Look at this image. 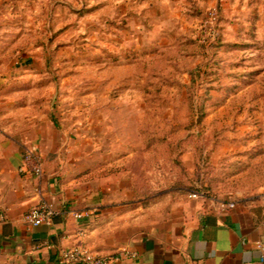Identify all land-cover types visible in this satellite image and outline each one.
<instances>
[{
    "label": "rangeland",
    "instance_id": "rangeland-1",
    "mask_svg": "<svg viewBox=\"0 0 264 264\" xmlns=\"http://www.w3.org/2000/svg\"><path fill=\"white\" fill-rule=\"evenodd\" d=\"M0 64L134 201L264 193V0H0Z\"/></svg>",
    "mask_w": 264,
    "mask_h": 264
},
{
    "label": "crops",
    "instance_id": "crops-1",
    "mask_svg": "<svg viewBox=\"0 0 264 264\" xmlns=\"http://www.w3.org/2000/svg\"><path fill=\"white\" fill-rule=\"evenodd\" d=\"M19 77L0 64V264H64L61 251L78 244L109 264H261L264 193L231 208L202 196L134 201L127 171L110 175L95 144L59 127ZM24 148L41 156V177L19 171ZM36 187L60 209L50 225L22 219Z\"/></svg>",
    "mask_w": 264,
    "mask_h": 264
},
{
    "label": "built area",
    "instance_id": "built-area-1",
    "mask_svg": "<svg viewBox=\"0 0 264 264\" xmlns=\"http://www.w3.org/2000/svg\"><path fill=\"white\" fill-rule=\"evenodd\" d=\"M19 171L21 173L35 175L37 177L42 176V159L36 150L32 148L23 149ZM35 191L39 195L38 200L23 213L22 219L26 224L31 226L41 224L50 225L52 224L54 217L60 212V209L46 200L40 194L38 187H36ZM190 196L199 197L201 195L192 193ZM223 206L229 208L234 207V202H225L223 203ZM70 212L77 219L84 216L82 212ZM79 234L84 235V231L80 229ZM254 245L260 251L259 260L261 264H264V240H257L254 242ZM60 258L64 264H109L112 260L111 256L95 253L83 244L73 245L62 250Z\"/></svg>",
    "mask_w": 264,
    "mask_h": 264
},
{
    "label": "trees",
    "instance_id": "trees-1",
    "mask_svg": "<svg viewBox=\"0 0 264 264\" xmlns=\"http://www.w3.org/2000/svg\"><path fill=\"white\" fill-rule=\"evenodd\" d=\"M167 189H168V191H172V190H174L173 192H175V189H176V187H175V185L174 186H169V187H167ZM164 191H166L167 192V190H166V188H163V190H158V191H156V192H152L150 195H152L151 196V198L153 199V198H160V196L162 195V194H164ZM180 191L182 192V193H184L185 195L187 194V195H191L192 193H197V194H199V195H201V196H203V195H207L206 194V192H203L202 190H198V189H192L191 191L189 190V189H185V188H180ZM169 193V192H168Z\"/></svg>",
    "mask_w": 264,
    "mask_h": 264
}]
</instances>
